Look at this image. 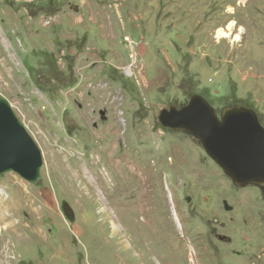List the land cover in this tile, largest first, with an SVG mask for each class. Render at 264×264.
I'll use <instances>...</instances> for the list:
<instances>
[{
    "label": "rangeland",
    "instance_id": "rangeland-1",
    "mask_svg": "<svg viewBox=\"0 0 264 264\" xmlns=\"http://www.w3.org/2000/svg\"><path fill=\"white\" fill-rule=\"evenodd\" d=\"M192 93L264 125V0H0V94L44 159L0 174V264H264V190L159 120Z\"/></svg>",
    "mask_w": 264,
    "mask_h": 264
},
{
    "label": "water",
    "instance_id": "water-1",
    "mask_svg": "<svg viewBox=\"0 0 264 264\" xmlns=\"http://www.w3.org/2000/svg\"><path fill=\"white\" fill-rule=\"evenodd\" d=\"M159 120L165 127L185 130L197 138L237 184L252 183L264 190V125L253 107L227 106L219 115L204 95L192 93L182 107H162ZM43 164L39 144L11 102L0 94V174L16 171L37 183ZM224 203L226 209H233L227 200ZM63 207L74 218L67 202Z\"/></svg>",
    "mask_w": 264,
    "mask_h": 264
},
{
    "label": "bare ground",
    "instance_id": "bare-ground-1",
    "mask_svg": "<svg viewBox=\"0 0 264 264\" xmlns=\"http://www.w3.org/2000/svg\"><path fill=\"white\" fill-rule=\"evenodd\" d=\"M235 23L236 22H233V21L229 23V25L227 27V30H230L229 32L228 31H225L224 29L221 28L218 31L219 32L218 35H223V36L224 35H230L232 33V31H233V28H234ZM242 31H243V28H241V31L240 32H238V33L235 34V38L236 39H240L242 37V35H241ZM76 172L79 175L82 176L83 183H84L85 187H87V190L88 189L91 190L92 191V194L95 195V196H97V198H98L99 197L98 192H96L94 190L96 189V184L98 183L97 181H99L98 179H100L102 177V180L103 181L105 180L104 177H103V175H100L99 176L98 174H96V176H97L96 179H93L94 177L91 178V177H89L87 175V171L85 170V168L83 166H79V168H77ZM98 199H100V198H98Z\"/></svg>",
    "mask_w": 264,
    "mask_h": 264
}]
</instances>
